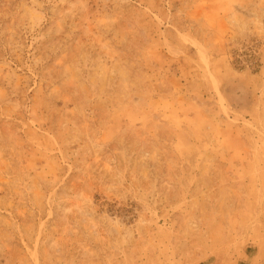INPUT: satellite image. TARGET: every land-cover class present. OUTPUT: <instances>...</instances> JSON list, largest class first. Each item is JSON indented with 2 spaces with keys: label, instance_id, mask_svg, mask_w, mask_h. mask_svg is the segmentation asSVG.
I'll return each instance as SVG.
<instances>
[{
  "label": "rangeland",
  "instance_id": "rangeland-1",
  "mask_svg": "<svg viewBox=\"0 0 264 264\" xmlns=\"http://www.w3.org/2000/svg\"><path fill=\"white\" fill-rule=\"evenodd\" d=\"M0 264H264V0H0Z\"/></svg>",
  "mask_w": 264,
  "mask_h": 264
}]
</instances>
